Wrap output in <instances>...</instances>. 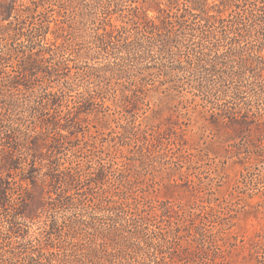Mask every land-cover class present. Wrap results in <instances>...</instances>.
I'll use <instances>...</instances> for the list:
<instances>
[{
	"label": "rangeland",
	"instance_id": "1",
	"mask_svg": "<svg viewBox=\"0 0 264 264\" xmlns=\"http://www.w3.org/2000/svg\"><path fill=\"white\" fill-rule=\"evenodd\" d=\"M60 1L17 0L11 21L20 22L21 28L7 46L10 52L0 36V78L13 79L0 84L4 93L0 98V187L16 198L0 208V259L15 255L6 264H22L25 255L36 252L39 239L55 249L67 246L63 240L71 234L70 221L95 219L102 228L107 214L88 205L101 195V188L120 179L121 169L131 181L130 195L146 204V214L153 213L154 207L157 214L166 209L163 217L145 221L148 246L133 254L128 264H264V89L247 85L250 75L236 86L226 83L228 88L223 89H215L211 81L207 88L199 85L197 76L188 72L184 49L164 60L157 55L145 62L120 60L124 46L116 33L105 37L107 43L98 48L92 36L95 31L102 33V25L97 20L93 24L89 17L82 19L74 4L64 9ZM251 2L231 0L237 7L234 11L241 13L250 9ZM235 12L222 25L230 27ZM120 13H111L114 25L121 24ZM122 13L131 12L125 7ZM209 21L219 26L214 19ZM46 23L51 30L56 25L66 30L63 46L67 48L60 49L59 57L67 60L68 68L51 79L23 77L20 52L30 47L31 32ZM135 32L131 28L127 35L133 38ZM46 37L53 39L50 33ZM113 44L117 49H112ZM49 48L54 49L39 42L33 57L41 55L49 61ZM124 62L132 73L144 64L150 72H162L148 77L144 72L150 85L133 89L130 73L122 78L111 73L113 68L120 69L115 63ZM168 68L175 69L174 76H166ZM96 70L103 74L104 89L96 86L91 74ZM86 73L89 76L84 78ZM220 77L227 79L221 72L212 78L218 83ZM169 85L175 89H164ZM26 105L39 112L46 107L43 113L48 118L39 113L32 124L27 112H22ZM68 109L71 115L67 116ZM44 120L50 128L55 120L62 125L43 135L47 146L60 144L67 156L58 170L53 165L40 166L33 184L27 179L26 166L22 171H7L3 164L10 155L20 156L11 123L28 127L31 140L45 133L40 129ZM132 125L134 132L129 130ZM72 154L76 162L68 165L66 159ZM97 161L107 176L102 187ZM64 166L73 170L65 171ZM75 168L80 170L78 175ZM48 225H56L57 236L44 233Z\"/></svg>",
	"mask_w": 264,
	"mask_h": 264
},
{
	"label": "trees",
	"instance_id": "2",
	"mask_svg": "<svg viewBox=\"0 0 264 264\" xmlns=\"http://www.w3.org/2000/svg\"><path fill=\"white\" fill-rule=\"evenodd\" d=\"M83 1L62 0L60 5L66 9L65 7L74 4L75 8L80 9L78 14L82 19L89 17L93 24L97 20L102 25V33L95 31L92 36L98 48L107 43L104 40L105 37L110 38L116 33V37L120 38L117 41H122L124 46V51L120 52L122 54L119 57L120 60L145 62L154 58L155 55L160 60H164L167 59L166 56L179 55L181 49H184L183 51L187 53L185 62L189 69L188 72L197 76L199 85L204 83L207 88L211 81L215 89H223L224 86L227 88L229 85L230 87L236 86L241 82V79L244 80L245 76L250 75L246 84L264 89V77H262L264 76V55L262 54L264 52V0H252L250 9L243 13L234 11L233 8L237 7L231 3V0H89L88 4H84ZM16 2L17 0H3V3H0L2 6L0 36L4 38L6 48L12 39L20 35V22L13 24L11 21ZM259 3L263 6H260ZM125 7L128 12H131L130 14L122 15ZM47 8L49 9L46 7L43 11H47ZM34 12L37 13L36 10ZM112 12H121L119 17L123 20L120 25H114L111 22ZM148 12H154L155 16H149ZM226 12L228 14L224 17ZM232 12H235L234 20H231L230 27H225L222 25L223 21L227 17L229 18ZM198 18L203 21V24L197 21ZM209 19H214L219 26L210 22ZM48 24L46 23L39 31H32L29 40L30 47L27 51L20 52L23 59L20 73L23 74V77L46 76L51 79L60 70L68 68L65 63L67 60H64L61 55L59 57L60 49L67 48V45L63 46L65 44L63 35L66 30L57 25L51 30ZM131 28L136 29L133 38L127 35ZM48 33L52 34L53 42L47 39ZM241 39L244 40L243 45L240 42ZM39 42L54 47V49H48L51 53L49 61H46L45 57L41 55L33 57L34 53L32 52ZM173 47L176 49L175 52ZM112 49H117V47L113 44ZM6 51L10 52L8 48ZM114 66L120 68L117 70L113 68L111 73L115 77L122 78L125 73H130L128 80H130L129 84L133 86V89H146V86L150 85L149 80H145L144 72H147V77L154 74L160 75L159 72H162L161 69H157V73L150 72L147 64L138 68L139 72L135 73L130 72L131 69L125 62L122 65L115 63ZM174 70L168 68L166 76H174L172 75ZM97 71L91 74L97 79L98 89H104L100 81L103 74L98 75ZM217 72L224 73L227 79L224 80L220 77L218 83L214 81L212 77ZM83 76L86 78L89 74L86 73ZM12 80L0 78V84L4 86L5 82ZM158 83L162 85L163 81H158ZM14 84H18V82ZM123 89L126 88L123 87ZM164 89L175 88L174 85H169ZM2 97H4V93L1 91L0 98ZM39 102L37 101L36 104L40 105ZM46 106L49 107V105ZM16 107L19 108L18 105ZM43 110H46V107ZM43 110L39 112L38 108L26 105L22 112H27L26 118H30L33 124V120L39 113L45 116ZM69 111L68 109L66 112L67 116L71 115ZM60 113L61 111L55 118L59 117ZM47 118L45 116V119ZM47 121H41L43 127L40 129L45 133L31 140L28 127L16 122L11 123V130L17 135L16 149L20 156L10 155L3 164V169L22 171V167L26 166L27 179L33 184L36 182L40 166L53 165V168L59 169L62 165L60 160H65L64 157L67 154L63 153L64 149L60 144L54 147L47 146V136L43 134L60 129L62 125H59L55 120L52 121L50 128L46 124ZM68 122L69 120L66 119L65 123L68 124ZM63 126L65 127L62 128L65 129L67 125ZM69 128L67 127L66 130H70ZM134 128L132 125L129 130L134 132ZM262 128L264 129V125ZM59 135L61 136L60 133ZM44 149L48 153L43 152ZM75 159L76 155L72 154L67 157L66 163L69 165ZM98 160L101 159L98 157ZM63 169L65 171L73 170L72 167L67 166H64ZM95 170L102 174V182H100L102 187L107 178L104 165L97 161ZM74 171L76 175L80 173L78 168H75ZM118 172L120 179L116 183H108L106 188H101V195L90 201L88 205L92 211H104L107 214L105 216L107 223L102 228L99 227V224H95V219L70 221L71 234L63 240L67 246L55 249L53 246L44 245L39 239L35 245L36 252L25 255L22 258V264H128L132 261L133 254L139 253L148 246L145 241V225L148 222L145 221H148L147 219L150 217L152 219L163 217L166 209L160 210V214H157L156 207H154L153 213L146 214V204L130 195L132 191L128 175L124 174L121 169H118ZM87 178L90 179L91 174ZM67 189L69 190L68 187ZM7 191L0 187V208L16 199L15 193H7ZM76 202L84 205V201L81 199H77ZM138 221L141 224H138ZM54 230H56V225H48L44 233L52 234ZM54 233L57 236V233ZM172 235L173 237L177 236L174 232ZM161 240L168 242L164 238ZM214 242L213 240L212 243ZM14 259L15 255L0 259V264L10 263Z\"/></svg>",
	"mask_w": 264,
	"mask_h": 264
}]
</instances>
